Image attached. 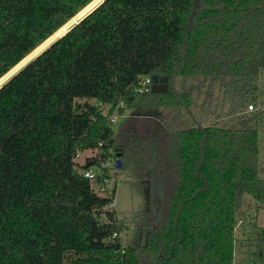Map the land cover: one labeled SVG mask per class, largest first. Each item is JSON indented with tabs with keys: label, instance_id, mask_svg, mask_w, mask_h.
Segmentation results:
<instances>
[{
	"label": "trees",
	"instance_id": "16d2710c",
	"mask_svg": "<svg viewBox=\"0 0 264 264\" xmlns=\"http://www.w3.org/2000/svg\"><path fill=\"white\" fill-rule=\"evenodd\" d=\"M93 1L0 0V79ZM263 70L264 0H103L0 88V264H238L245 195L264 207ZM153 75L167 92L140 91ZM178 77L218 83L236 120L157 132L161 108L191 105ZM118 173L144 193L135 242ZM256 241L245 264H264Z\"/></svg>",
	"mask_w": 264,
	"mask_h": 264
},
{
	"label": "rangeland",
	"instance_id": "374dc122",
	"mask_svg": "<svg viewBox=\"0 0 264 264\" xmlns=\"http://www.w3.org/2000/svg\"><path fill=\"white\" fill-rule=\"evenodd\" d=\"M261 92L264 93V70L260 74ZM174 87L177 91H188L192 95L191 105L186 107H165L160 110V124L157 126V132L163 130H176L188 128L199 123L205 125L216 124L218 126L229 127L236 120L238 111L234 108V97L229 93H224V88L218 83H214L210 88V80L203 78H184L178 77L174 81ZM264 96V94H263ZM254 104V103H253ZM264 110V97L254 104V109L247 110L256 112L259 109ZM262 129H260V176L264 177V115ZM98 151L86 150L81 153L77 161L84 164L88 159L96 156ZM94 172L99 171L98 167H92ZM110 183L113 182L117 172L111 171ZM119 174V173H118ZM118 185L115 194V210L118 217L122 220V233L126 235L129 242H135L142 231V224L145 219V199L143 190L138 185L133 173L129 176L118 175ZM111 185V184H110ZM98 188H100L98 186ZM241 214L243 217L238 219V264H245L249 259L247 254L249 248L255 249L257 246L256 238L258 234L264 233V207H259L250 195H245L241 205Z\"/></svg>",
	"mask_w": 264,
	"mask_h": 264
},
{
	"label": "water",
	"instance_id": "95a60500",
	"mask_svg": "<svg viewBox=\"0 0 264 264\" xmlns=\"http://www.w3.org/2000/svg\"><path fill=\"white\" fill-rule=\"evenodd\" d=\"M103 0H94L86 8H84L80 13H78L74 18H72L68 23H66L62 28H60L55 34H53L49 39L37 47L33 52H31L25 59H23L18 65L11 69L6 75L0 79V88L9 81L14 75H16L21 69L28 65L32 60L38 57L42 52H44L48 47H50L56 40L61 36L65 35L68 30H70L74 25L79 23L84 17L91 13ZM152 92L155 93H165L168 91V76H152ZM121 161H118V166H120Z\"/></svg>",
	"mask_w": 264,
	"mask_h": 264
},
{
	"label": "built area",
	"instance_id": "2783aa9c",
	"mask_svg": "<svg viewBox=\"0 0 264 264\" xmlns=\"http://www.w3.org/2000/svg\"><path fill=\"white\" fill-rule=\"evenodd\" d=\"M152 84H153V80L151 77H147L145 78L142 82H141V87H140V91L142 92H146V91H150L152 90ZM98 106H102V103H98ZM249 109L253 110L254 109V105L250 104L249 105ZM118 119L117 116H113V115H109V120L111 122H116ZM114 163H116V159L115 158H111L110 160H108L107 162L104 163L103 166L99 167V171L98 173L102 174L104 171V168L108 169L111 165H113ZM83 175L87 178H94L97 175V172H94V170L92 168L85 170L83 172ZM111 206H115V203L113 202L111 204ZM117 236V233H114L112 237H110L108 240L111 241L114 237Z\"/></svg>",
	"mask_w": 264,
	"mask_h": 264
}]
</instances>
